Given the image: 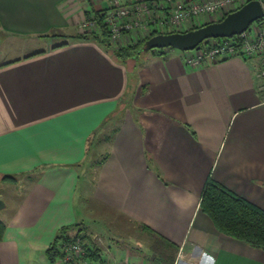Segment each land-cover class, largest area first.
<instances>
[{"label": "crops", "instance_id": "crops-1", "mask_svg": "<svg viewBox=\"0 0 264 264\" xmlns=\"http://www.w3.org/2000/svg\"><path fill=\"white\" fill-rule=\"evenodd\" d=\"M110 1L0 0V185L27 183L0 210V264H49L62 229L105 239L117 224L134 239L104 242L108 259L153 264L143 224L177 246L172 264H264V251L219 232L199 206L210 177L264 211L258 60L193 67L166 48L130 70L94 41L56 37L82 33ZM131 76L132 107L113 118Z\"/></svg>", "mask_w": 264, "mask_h": 264}, {"label": "built area", "instance_id": "built-area-1", "mask_svg": "<svg viewBox=\"0 0 264 264\" xmlns=\"http://www.w3.org/2000/svg\"><path fill=\"white\" fill-rule=\"evenodd\" d=\"M248 1L251 0H114L112 6L116 8V13L103 17V22L111 41L134 32L135 40L145 32H181L176 29L196 16L220 14L228 8V12H225L227 14ZM256 1L264 3L263 0ZM81 28L89 32L96 31V19L91 17L85 20ZM247 34L248 30L230 38L204 40L197 50L185 51L188 53L185 63L194 67L233 57L250 59L260 52L264 54V29L260 27L252 37ZM260 62L258 77L264 79V59ZM54 248L55 264H151L108 259V250L101 239L81 230L59 238ZM95 248L101 253L100 257L94 259Z\"/></svg>", "mask_w": 264, "mask_h": 264}, {"label": "trees", "instance_id": "trees-1", "mask_svg": "<svg viewBox=\"0 0 264 264\" xmlns=\"http://www.w3.org/2000/svg\"><path fill=\"white\" fill-rule=\"evenodd\" d=\"M93 13L95 14L94 19H96L97 30L94 31V33H79L74 36L73 39L79 41L91 40L96 42L103 49H105L116 62L127 66L130 70L134 68V63L142 55V53L139 52L141 45L151 36L160 33L151 31L146 37H143V39L137 38L132 40L133 42L130 44L127 43L124 46L112 47L107 26L103 22V17H100L99 15L101 14V11H95ZM225 15L226 14H224L220 19H222ZM254 23H258L264 29V21L262 19L257 20ZM131 88L130 79L129 89L123 99H128L127 96H131V94H133ZM109 120L110 119H108L105 124ZM107 139L108 138H106V140ZM146 156L147 161L151 163L150 155L147 154ZM199 206L201 211L209 217L214 227L219 232L235 240L241 241L249 247L264 251V211L242 198L237 197L220 184L214 182L210 177H208L204 183ZM139 228L151 240L149 248L155 257L153 264H172L177 252V246L154 232L146 225L140 224ZM3 231L4 225L0 222V240L2 238ZM64 231L65 229L61 230L60 237L62 238L64 236ZM58 239L59 238L57 237L53 245L46 251L49 264H55L54 247ZM94 252V259L96 257H100L101 252L99 249L95 248Z\"/></svg>", "mask_w": 264, "mask_h": 264}, {"label": "rangeland", "instance_id": "rangeland-1", "mask_svg": "<svg viewBox=\"0 0 264 264\" xmlns=\"http://www.w3.org/2000/svg\"><path fill=\"white\" fill-rule=\"evenodd\" d=\"M114 0H111L109 2V6L107 8H105L104 10L101 11V14L100 17H105L107 16L108 14L110 13H116V8L113 7V2ZM264 1V0H263ZM228 10V8H227ZM227 10H225L224 12H221L220 14L219 13H216V14H212V15H202V16H196L194 19H190L185 25H181L180 28H177L176 30L178 31H181V32H184L186 30H190L192 28H195V27H199L203 24H206V23H209V22H214V21H218L224 14L225 12H228ZM91 17H95V14L94 13H89V15L87 16V19L91 18ZM86 19V20H87ZM260 25L258 23H252L249 28L247 29L248 30V34L247 36H250L252 37L253 33L256 32L258 29H260ZM262 28V27H261ZM82 29V28H80ZM171 30V29H170ZM82 32H89V31H85V29H82ZM92 33H94V31H91ZM164 33H166V31H163ZM168 32V31H167ZM81 33V32H79ZM134 34H136L135 32L132 34H127V35H123V37L121 39H118V40H115V41H111V45L112 47H120V46H124L125 43L127 42V40L129 41L128 44L131 43V40H133L134 38ZM141 34V33H140ZM77 35V34H76ZM76 35H65V34H61L60 36H56L58 37L61 41H69V39H73L74 36ZM143 36V35H142ZM146 37V36H145ZM136 38V37H135ZM143 39V37H142ZM127 44V43H126ZM264 57V54L263 52H260L258 55H255L253 57H251L250 59H256L258 60V71L257 73H259V68H260V61ZM135 80H134V76H131V90L133 91V94H131V96H127L128 99H125L127 101H125V103L123 102L122 105L119 106L118 110L116 111L115 113V116H113V118L117 117V116H120L122 113H124L128 108L132 107V102H133V99H134V95H135V92H136V87H135V84H134ZM260 90L262 92H264V79H261L260 80ZM142 93V92H141ZM143 94V93H142ZM111 118V120H109L106 124V126L104 127L103 130H101V132L103 131L104 135L105 133H108L109 131L111 130H107L106 127H114L115 126V122H114V119ZM99 150L101 151V155H103V153L105 154L106 153V149L104 150L105 148V142L104 141H101V144L99 145ZM95 156L97 158H100V154H93V153H90L88 155V158L91 159V158H95ZM85 180L84 177H81V181ZM18 186H16L17 190L15 189V186L12 185L10 187H7L5 185H0V194H1V201L2 203L6 204L7 207H12V204L13 202L12 201H15L16 204L19 203L18 201H20V199L22 198L23 194L22 192V189L25 187V185L27 184L26 181L24 179H22L21 181H18ZM85 183L81 182V184H79V190H78V194L79 192H81L82 188L85 187ZM107 221H104L103 223L108 227L109 224L106 223ZM87 226H89L88 224L90 223H86ZM111 226V225H110ZM114 226V225H113ZM100 227H103V225H100ZM89 228H91L89 226ZM106 228V227H105ZM111 228L113 229V227L111 226ZM114 231L113 232H117V234H114L112 233V231H110L111 233H106L105 232V236L106 238L104 239L103 237H101V241L105 242V245H106V242H107V245L106 246H111L110 244H114V246L118 249H121L122 246H127V245H130V244H127V242H130L132 241V239H130V237H132L134 239L133 236L129 235L130 237H126L125 234L123 233V230H122V225L121 224H117V226H114ZM114 242V243H113ZM112 247V248H115V247ZM115 254H121V251H116ZM123 254V253H122ZM107 255V254H106ZM108 256V255H107ZM125 256V255H124ZM118 258H121V257H118ZM124 260H127L128 258L125 256L123 257Z\"/></svg>", "mask_w": 264, "mask_h": 264}, {"label": "water", "instance_id": "water-1", "mask_svg": "<svg viewBox=\"0 0 264 264\" xmlns=\"http://www.w3.org/2000/svg\"><path fill=\"white\" fill-rule=\"evenodd\" d=\"M263 17L264 5L259 1L251 0L227 13L218 21L209 22L184 32L155 34L141 45L139 52L143 54L150 50L166 48L182 52L197 50L204 40L230 38L239 35L246 31L252 23ZM3 207L4 204L0 200V210Z\"/></svg>", "mask_w": 264, "mask_h": 264}, {"label": "clouds", "instance_id": "clouds-1", "mask_svg": "<svg viewBox=\"0 0 264 264\" xmlns=\"http://www.w3.org/2000/svg\"><path fill=\"white\" fill-rule=\"evenodd\" d=\"M209 259L211 260L212 258H211V257H209Z\"/></svg>", "mask_w": 264, "mask_h": 264}]
</instances>
